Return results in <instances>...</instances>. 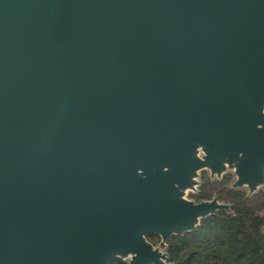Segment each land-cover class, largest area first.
<instances>
[{
    "label": "water",
    "instance_id": "obj_1",
    "mask_svg": "<svg viewBox=\"0 0 264 264\" xmlns=\"http://www.w3.org/2000/svg\"><path fill=\"white\" fill-rule=\"evenodd\" d=\"M263 108L264 0H0V264H165L225 208L198 169L262 180Z\"/></svg>",
    "mask_w": 264,
    "mask_h": 264
},
{
    "label": "trees",
    "instance_id": "obj_2",
    "mask_svg": "<svg viewBox=\"0 0 264 264\" xmlns=\"http://www.w3.org/2000/svg\"><path fill=\"white\" fill-rule=\"evenodd\" d=\"M237 197L230 203L231 214L213 215L210 230L207 225L186 243L191 250L181 264H264V218L259 216L264 207L257 196ZM208 230L209 237L200 240Z\"/></svg>",
    "mask_w": 264,
    "mask_h": 264
},
{
    "label": "rangeland",
    "instance_id": "obj_3",
    "mask_svg": "<svg viewBox=\"0 0 264 264\" xmlns=\"http://www.w3.org/2000/svg\"><path fill=\"white\" fill-rule=\"evenodd\" d=\"M264 113V108H263ZM204 152L199 149L197 153L198 158H203ZM239 176L236 173L235 165L229 166L227 163L224 164V169L221 173H213L208 165L198 169L195 176L192 178L193 185L191 188L184 190L183 198L186 201L199 204L202 202H210L216 200L219 204L225 206L222 211L231 214V202L233 198L244 197L253 198L257 196L260 204L264 207V168L262 171V180L259 181L254 189H250L248 185H237ZM238 198V197H237ZM208 215L204 218H200L193 230L182 234H171L166 239H162L158 234L145 235L146 241L154 248L165 254V264H181V260H187L188 251L186 243L192 242L198 235V231L210 228L213 226L212 216ZM259 216L264 218V213H260ZM200 236V240L209 237V233ZM197 232V233H196ZM199 240V241H200ZM131 255L126 257L116 256L109 260L107 264H130Z\"/></svg>",
    "mask_w": 264,
    "mask_h": 264
}]
</instances>
